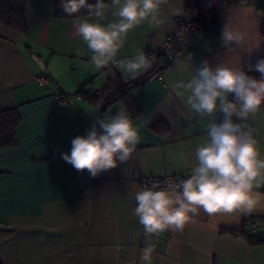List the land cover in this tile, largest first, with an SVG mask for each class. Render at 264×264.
Segmentation results:
<instances>
[{"label": "crops", "instance_id": "obj_1", "mask_svg": "<svg viewBox=\"0 0 264 264\" xmlns=\"http://www.w3.org/2000/svg\"><path fill=\"white\" fill-rule=\"evenodd\" d=\"M24 2V31L0 21V112L15 108L20 117L14 144L0 142V264H141L149 243L155 245L152 264H264V243H252L240 232L245 228L258 235L260 230L250 232L251 222L244 226L245 219L264 224V209L214 216L201 210L182 232L168 230L151 241L133 212L135 193L145 188L140 178L191 175L195 149L212 120L192 112L186 96L171 92L172 82L192 74L191 67L178 71L176 62L243 69L264 55V12L246 1L219 5L217 26L196 33L167 61L160 81L150 69L130 78L119 64L173 32L178 15L172 11L182 14L184 0L162 7L159 27L142 23L132 29L116 63L103 69L91 62L92 53L76 32L74 21L88 14L56 17L54 0ZM112 11L106 10L101 23L116 19ZM229 22L244 36V43L231 50L221 43ZM109 74L113 83L125 86L115 91L111 84L103 96L92 94L109 83ZM140 77L143 81L131 86ZM60 95L69 96L67 104L58 102ZM120 110L130 115L139 137L126 162L92 177L62 159L71 141L86 136L95 120ZM248 123L264 157V106ZM259 191L264 194V187Z\"/></svg>", "mask_w": 264, "mask_h": 264}, {"label": "clouds", "instance_id": "obj_2", "mask_svg": "<svg viewBox=\"0 0 264 264\" xmlns=\"http://www.w3.org/2000/svg\"><path fill=\"white\" fill-rule=\"evenodd\" d=\"M168 3L169 0H110V4L105 0H61L59 6L67 16H75L82 9L88 13L89 18L74 21L76 32L92 53L91 62L103 69L116 63L132 29L142 23L159 27L164 22L161 10ZM109 7L116 19L101 23ZM172 15L179 12L173 10ZM221 43L231 50L233 45L244 43V36L229 22L222 29ZM187 60L191 61V56ZM151 66L152 60L143 50L119 64L121 72L133 79ZM176 67L178 71L191 67L192 74L187 81L172 82L171 92L177 97L186 96L192 112L212 120L204 142L195 149V165L188 178L167 189L153 183L135 193L133 212L149 241L168 230L182 232L201 210L214 216L248 215L264 209V194L259 191L264 187V157L248 123L264 106V58L249 66L259 73L258 78L228 64L213 67L208 61L194 67L178 60ZM218 114L222 118L218 119ZM138 139L130 115L120 110L109 119L95 120L86 136L71 141L70 153L61 155L77 171L86 170L96 177L126 162ZM154 248L149 243L142 250L141 264H152Z\"/></svg>", "mask_w": 264, "mask_h": 264}, {"label": "trees", "instance_id": "obj_3", "mask_svg": "<svg viewBox=\"0 0 264 264\" xmlns=\"http://www.w3.org/2000/svg\"><path fill=\"white\" fill-rule=\"evenodd\" d=\"M241 1H246L247 3L255 5L258 11L264 12V0H217L211 7L204 8L199 3L198 0H184V6L185 11L195 18L199 31H207L210 29H213L218 24V17H217V8L219 5L222 4H235ZM90 3H94L95 0H89ZM106 2V1H105ZM61 0H54V7H53V14L56 17H63V18H72V17H80L87 15L88 13L85 10H81L80 13L76 14L75 16H67L60 8ZM0 21L7 26L15 27L19 30L24 31L26 29V17H25V2L24 0H0ZM262 35H264V26H262ZM261 58H264V55L255 57L254 59L247 62V65L254 66L257 61ZM167 61L162 60L159 66L154 70H149V74L155 75L156 73H159L162 68L166 66ZM250 76L259 77V73L255 72L253 70H249L246 72ZM109 83L106 84L101 90L100 94H96L95 96H103L105 92L107 93V88L114 84V90L117 91V89L122 88L125 86L124 84L119 85V83H113V77L112 74H109L108 77ZM143 81V78L140 77L136 79L135 81H131V86H137ZM116 86L118 87L116 89ZM120 86V87H119ZM114 91V92H115ZM111 92H109L110 94ZM229 99H232V96H230ZM19 114L17 110H7L0 112V142L2 145H12L15 142V128L16 125L19 122ZM222 118V114L218 116V119ZM253 219L246 218L245 219V225L247 226V223L252 222ZM241 233L245 234L249 241L252 243H264V238L260 236V233L256 235L255 237L244 229L240 230Z\"/></svg>", "mask_w": 264, "mask_h": 264}, {"label": "built area", "instance_id": "obj_4", "mask_svg": "<svg viewBox=\"0 0 264 264\" xmlns=\"http://www.w3.org/2000/svg\"><path fill=\"white\" fill-rule=\"evenodd\" d=\"M217 0H198V3L204 7H211ZM176 29L168 33L163 41L156 46H150L145 50V53L152 60V66L150 70L156 69L162 60L169 61L177 52L184 49L191 38L199 32L197 22L194 17L189 15L186 11L176 17ZM243 70L247 72L249 65H246ZM155 76L163 81V77L160 73H156ZM44 82V78H39ZM92 94H100V90L94 91ZM76 97H80L79 93L74 94ZM69 96L60 95L58 102L60 104H67ZM189 175H165L162 177H143L138 180L139 184L143 187H151L153 183H158L161 188L167 189L169 186L178 185L183 179L188 178ZM250 232L255 233L260 230V236L264 238V224L258 225L257 220L253 219L249 228Z\"/></svg>", "mask_w": 264, "mask_h": 264}, {"label": "water", "instance_id": "obj_5", "mask_svg": "<svg viewBox=\"0 0 264 264\" xmlns=\"http://www.w3.org/2000/svg\"><path fill=\"white\" fill-rule=\"evenodd\" d=\"M34 59H35L36 61L38 60L37 57H35V56H34ZM40 66L43 67V65H41V64H40Z\"/></svg>", "mask_w": 264, "mask_h": 264}]
</instances>
